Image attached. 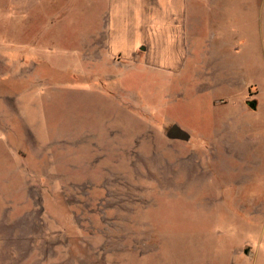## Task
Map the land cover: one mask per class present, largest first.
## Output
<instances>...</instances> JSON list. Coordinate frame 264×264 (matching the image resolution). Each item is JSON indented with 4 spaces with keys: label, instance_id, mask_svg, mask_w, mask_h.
<instances>
[{
    "label": "rangeland",
    "instance_id": "374dc122",
    "mask_svg": "<svg viewBox=\"0 0 264 264\" xmlns=\"http://www.w3.org/2000/svg\"><path fill=\"white\" fill-rule=\"evenodd\" d=\"M10 10L0 0V264H263L264 231L245 226L261 184L230 198L248 168L228 143L214 153L220 106L164 70L86 64L101 0Z\"/></svg>",
    "mask_w": 264,
    "mask_h": 264
},
{
    "label": "crops",
    "instance_id": "0c3cea01",
    "mask_svg": "<svg viewBox=\"0 0 264 264\" xmlns=\"http://www.w3.org/2000/svg\"><path fill=\"white\" fill-rule=\"evenodd\" d=\"M41 1L8 0L11 18L27 16ZM101 7L81 36L86 64L95 69L108 59L127 69L164 70L187 79L204 108L220 106L213 133H204L213 134L214 153L225 142L245 159V178L230 176V198L243 180L261 184L246 197L248 220L259 223L245 226L264 231V0H101Z\"/></svg>",
    "mask_w": 264,
    "mask_h": 264
},
{
    "label": "water",
    "instance_id": "95a60500",
    "mask_svg": "<svg viewBox=\"0 0 264 264\" xmlns=\"http://www.w3.org/2000/svg\"><path fill=\"white\" fill-rule=\"evenodd\" d=\"M249 106L251 108L255 107L254 103H249ZM167 137L171 140H183V141H189L191 138L190 134L187 133L178 125H173L167 130Z\"/></svg>",
    "mask_w": 264,
    "mask_h": 264
}]
</instances>
